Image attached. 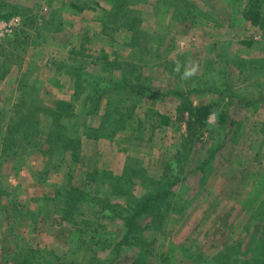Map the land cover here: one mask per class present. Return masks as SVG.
Returning a JSON list of instances; mask_svg holds the SVG:
<instances>
[{"label":"rangeland","instance_id":"obj_1","mask_svg":"<svg viewBox=\"0 0 264 264\" xmlns=\"http://www.w3.org/2000/svg\"><path fill=\"white\" fill-rule=\"evenodd\" d=\"M245 3L0 0V264L261 259L264 3Z\"/></svg>","mask_w":264,"mask_h":264},{"label":"trees","instance_id":"obj_2","mask_svg":"<svg viewBox=\"0 0 264 264\" xmlns=\"http://www.w3.org/2000/svg\"><path fill=\"white\" fill-rule=\"evenodd\" d=\"M264 1L262 0H246V3L244 5V8L246 7H250L253 5H256L259 8H262ZM71 6L75 7L78 10H83L85 8L91 9V7L89 5L83 4V5H79L78 3L75 2H71ZM258 16H257V20H258ZM72 53H78V51H71ZM104 63L106 66L109 67H114L117 64L116 60H109L106 57L104 58ZM69 74H73L76 75L77 73H74L73 70H69ZM207 106H202V107H198V109H203L206 108ZM207 110V109H206ZM53 125V124H52ZM51 125V129H53ZM43 154H46L45 150L42 151ZM88 177L92 178L93 174L89 173ZM169 185L168 186H164L161 190L154 192L153 194L149 195L150 197L145 201V206L143 207H139L136 212L137 213H141L144 212L146 209H148L150 207L151 204L158 202V200H161V198L164 196V194L168 193V189H169ZM30 251H32L31 249L27 250V253L25 254V257L20 261V264H36L34 262V257L33 255L30 253ZM255 264H264V245H263V249H262V255H261V259H257V261H255Z\"/></svg>","mask_w":264,"mask_h":264},{"label":"clouds","instance_id":"obj_3","mask_svg":"<svg viewBox=\"0 0 264 264\" xmlns=\"http://www.w3.org/2000/svg\"><path fill=\"white\" fill-rule=\"evenodd\" d=\"M198 65L193 64L191 67H186L183 73L182 79H189L194 76L197 72ZM176 71H179V64L177 63Z\"/></svg>","mask_w":264,"mask_h":264},{"label":"crops","instance_id":"obj_4","mask_svg":"<svg viewBox=\"0 0 264 264\" xmlns=\"http://www.w3.org/2000/svg\"><path fill=\"white\" fill-rule=\"evenodd\" d=\"M261 10H263V14H262V16H264V5H263V8L261 9ZM263 19H264V17H263ZM262 22V21H261ZM260 24V23H259ZM262 49V51H260L261 53H259V55L258 56H263L264 57V47H261Z\"/></svg>","mask_w":264,"mask_h":264}]
</instances>
